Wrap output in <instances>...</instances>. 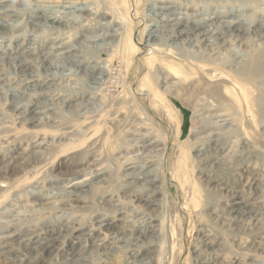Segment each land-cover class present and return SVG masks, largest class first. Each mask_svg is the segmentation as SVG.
Segmentation results:
<instances>
[{"label": "rangeland", "instance_id": "1", "mask_svg": "<svg viewBox=\"0 0 264 264\" xmlns=\"http://www.w3.org/2000/svg\"><path fill=\"white\" fill-rule=\"evenodd\" d=\"M239 6L252 22L236 19ZM0 9V264H264V106L231 95L213 110L198 84L163 86L167 49L208 55L214 46L206 57L227 72L238 54L262 50L264 0H1ZM177 23L198 29L191 38L210 29L213 46L149 40L151 25ZM200 148L209 150L201 158ZM139 165L155 185L131 184L126 172ZM240 200L255 214L241 219Z\"/></svg>", "mask_w": 264, "mask_h": 264}, {"label": "bare ground", "instance_id": "2", "mask_svg": "<svg viewBox=\"0 0 264 264\" xmlns=\"http://www.w3.org/2000/svg\"><path fill=\"white\" fill-rule=\"evenodd\" d=\"M1 1V0H0ZM5 5V4H4ZM7 5V4H6ZM23 5V4H22ZM158 5V4H157ZM24 6V5H23ZM22 6V7H23ZM7 7V6H6ZM17 7V6H16ZM211 7V6H210ZM215 7V6H214ZM212 7V9L214 8ZM5 8V7H4ZM70 8V7H69ZM77 8V7H75ZM74 8V9H75ZM9 9V8H8ZM160 9H165V10H168V11H172V7L171 6H168L166 4H162L160 6ZM217 9L216 8V12H217ZM232 9H234L232 7ZM1 10V9H0ZM20 10V9H19ZM150 10V9H149ZM238 13L235 15L236 19L237 18H241V17H246L247 21L249 22H252V17L251 19L248 18V13L246 12V7H243V6H239L238 7ZM16 11V10H15ZM14 11V12H15ZM176 11V10H175ZM212 11V10H211ZM153 12V10H152ZM224 12V11H223ZM229 12V11H228ZM13 13V12H12ZM55 13V12H53ZM52 13V14H53ZM177 13V12H176ZM188 13V12H187ZM222 13V12H221ZM44 14V13H43ZM48 14V13H47ZM51 14V13H50ZM159 14V12H158ZM202 14V13H201ZM217 14V13H216ZM228 14V13H227ZM253 14V13H252ZM250 14V15H252ZM57 15V14H56ZM87 15V14H86ZM47 16V15H46ZM44 16V17H46ZM155 16V15H154ZM158 16V15H156ZM163 16V15H162ZM196 16V15H195ZM253 16V15H252ZM43 17V16H42ZM54 17V16H53ZM56 17V16H55ZM54 17V18H55ZM184 17V16H183ZM192 17V16H191ZM233 17V16H232ZM230 17V18H232ZM234 17V18H235ZM260 17V16H259ZM58 18V17H57ZM74 18V17H73ZM172 18V17H171ZM170 17L168 18H162L161 22H167L166 24H164L163 26H168V23L172 22L173 19H171ZM262 18V17H261ZM186 19V18H185ZM192 19V18H191ZM204 19V18H203ZM244 19V18H242ZM260 19V18H259ZM33 20V19H32ZM178 20V19H177ZM184 20V19H183ZM182 20V21H183ZM195 20V19H194ZM199 20V19H198ZM205 20V19H204ZM209 20V19H208ZM214 20V19H213ZM225 20V19H224ZM232 20V19H231ZM261 20V19H260ZM3 21V20H2ZM48 21V20H47ZM143 21V20H142ZM190 21V20H189ZM192 21V20H191ZM226 21V20H225ZM224 21V22H225ZM257 21V20H256ZM29 22V21H28ZM58 22V21H57ZM164 22V23H165ZM216 22V21H215ZM223 22V21H221ZM239 22V21H238ZM261 22V21H260ZM45 23V22H44ZM49 23V22H47ZM194 23V22H193ZM237 24V23H236ZM246 24V22H245ZM253 24V23H252ZM256 24V23H254ZM1 25V24H0ZM34 25V24H33ZM53 25V24H52ZM196 25V24H195ZM225 25V24H224ZM151 29L149 31V40H151L155 45H156V48L158 49H161V47H159L160 45H164V43H162V39L165 37V34L167 35H173L175 34V37H178L177 39H175L174 42H172L171 44L172 45H175V43H180L182 41H186L187 38H188V43H194L196 44L197 42L199 44L202 45L205 44L207 46H210L212 45V39L213 38V34L210 33V29L209 31H206V30H200L199 33L197 34H194V37L191 38L190 37V30L191 29H194V32L195 30H198L196 29L195 27L193 26H189L187 23H177L175 26H176V30H174L175 28H172L173 24L169 25L171 27H168V28H159L158 25H151ZM219 26V24L217 25ZM223 26V25H222ZM220 26V27H222ZM231 26V25H230ZM233 26V25H232ZM248 26V25H247ZM259 26V25H258ZM10 27V26H9ZM54 27V26H53ZM197 27V26H196ZM219 27V28H220ZM246 27V26H245ZM244 27V28H245ZM250 27V26H249ZM6 28V27H5ZM4 28V29H5ZM198 28V27H197ZM212 28V27H211ZM230 28V27H229ZM251 28V27H250ZM264 28V27H263ZM234 29L237 31V32H241L242 28L239 27L238 25H236V27H234ZM249 29V28H248ZM172 31H175L174 33ZM212 31V30H211ZM230 31V30H229ZM247 31V30H246ZM4 32V31H2ZM172 32V33H171ZM213 32V31H212ZM219 32V31H217ZM232 32V30H231ZM170 33V34H169ZM216 33V32H215ZM233 33V32H232ZM261 33V32H260ZM193 34V33H192ZM18 35V34H17ZM101 35V34H100ZM98 35V36H100ZM148 35V34H147ZM223 35V34H222ZM227 35V34H226ZM254 35V34H253ZM217 36V35H216ZM230 36V35H229ZM241 36V35H240ZM261 36V35H260ZM101 37V36H100ZM231 37V36H230ZM255 37V36H254ZM17 38V37H16ZM116 38V37H115ZM221 38V37H220ZM229 38V37H228ZM233 38V37H232ZM231 38V39H232ZM247 38V37H246ZM216 39V38H215ZM222 39V38H221ZM258 39V38H256ZM255 39V40H256ZM118 40V39H117ZM226 40V39H225ZM254 40V39H253ZM93 41V40H92ZM115 41V40H114ZM233 41V40H231ZM238 41V40H237ZM264 41V40H263ZM103 42V41H102ZM116 42V41H115ZM244 42V41H243ZM257 42V41H256ZM219 43V42H218ZM228 44L225 42H223V44ZM242 43V42H241ZM259 43V42H258ZM261 43V42H260ZM19 44V43H18ZM60 44V43H59ZM183 44V43H182ZM221 44V43H219ZM100 45V44H99ZM98 45V46H99ZM158 45V46H157ZM169 45V44H168ZM186 45V44H185ZM234 45V44H232ZM237 45V44H236ZM259 45V44H257ZM261 45V44H260ZM17 46V45H16ZM80 46V45H79ZM83 46V45H81ZM170 46V45H169ZM188 46V45H187ZM203 46V45H202ZM206 46V47H207ZM213 46V45H212ZM223 46V45H222ZM238 46V45H237ZM251 46V45H250ZM253 46V45H252ZM255 46V45H254ZM31 47V46H30ZM54 47V46H53ZM85 47V46H84ZM122 47V46H121ZM181 47V46H180ZM189 47V46H188ZM214 47V46H213ZM213 47H211L209 50L210 52L213 51ZM216 47V46H215ZM230 47V46H229ZM239 47V46H238ZM88 48V47H87ZM95 48V47H94ZM93 48V49H94ZM133 48V47H132ZM179 48V47H178ZM191 48V47H190ZM220 48V47H219ZM228 48V47H227ZM234 48V47H232ZM248 48V47H247ZM68 49V48H67ZM81 49V48H80ZM86 49V48H85ZM91 49V48H90ZM174 49V48H173ZM192 49V48H191ZM198 49V48H197ZM204 49V47L202 48ZM249 49V48H248ZM259 49V48H257ZM262 50L256 52L255 50V54H250L246 57V59L243 57V59L241 60H237L239 56V54L237 56H235L233 58V62H231V70L230 71H220L221 69L219 68H214V66H212L210 64V60L208 57L210 52L208 53V55H205V53L202 51V52H188V51H181V49L177 51H175L176 53H173L171 54V52L173 51L171 48L170 49H167L168 51V56L170 57V59L168 60V62L166 61L165 64H164V60L162 61L164 64V66L166 68H168L169 70V73L170 75H167L165 77V80H163V86L169 82V79L168 78H173V79H178V78H182L183 80L185 81H190L191 83H194L193 85L195 86V84H198L200 85V88L202 89V92L205 94V97H207L208 101L211 103L210 105H212V109L213 110H218L219 109V106L222 104L221 102L223 101H226L229 99V97H231V95H235V96H241L244 101H245V105H247V107L253 105V106H256L257 108H261L264 106V91H259L255 84L256 83H261V84H264V47L261 48ZM106 50V49H104ZM189 50V49H188ZM199 50V49H198ZM217 50V49H216ZM222 50V49H221ZM226 50V49H225ZM191 51V50H190ZM237 51V50H236ZM80 52V51H79ZM183 52V53H182ZM219 52V51H218ZM221 52V51H220ZM226 52V51H225ZM239 52V51H238ZM56 53V52H55ZM213 53V52H212ZM227 53V52H226ZM72 54V53H71ZM77 54V53H76ZM224 55V53H222ZM221 54V55H222ZM21 55V54H20ZM17 56V55H16ZM15 56V57H16ZM87 56V55H86ZM227 56V55H226ZM245 56V55H244ZM14 57V56H13ZM216 57V56H215ZM12 58V57H11ZM61 58V56H60ZM63 58V57H62ZM211 58V57H210ZM220 58H223L222 56ZM56 59V58H55ZM151 59V58H150ZM148 59V60H150ZM214 60V59H213ZM224 60V59H222ZM122 61V60H121ZM219 61V60H218ZM225 61V60H224ZM231 61V60H230ZM13 62V61H12ZM23 62V61H22ZM51 62V61H50ZM56 62V61H54ZM76 62V61H75ZM83 62V61H82ZM213 62V61H212ZM215 62V61H214ZM9 63V62H8ZM81 63V62H79ZM219 63V62H218ZM226 63H228L226 61ZM22 64V63H21ZM74 64V62H73ZM89 64V63H88ZM221 64V62H220ZM222 64H225V62H223ZM221 64V65H222ZM18 65V64H17ZM54 65L56 66V64L54 63ZM30 66V65H29ZM87 66V65H86ZM93 66V65H92ZM212 66V67H211ZM48 67V66H47ZM73 67V66H72ZM84 67V66H82ZM95 67V66H94ZM99 67V66H98ZM33 68V67H32ZM57 68V67H56ZM88 68V67H87ZM186 68H188L189 70L191 71H188ZM26 69V68H25ZM52 69V68H51ZM186 69V70H185ZM29 70V69H28ZM68 70V69H67ZM77 70H79L77 68ZM81 70V69H80ZM89 70V69H88ZM158 70V69H157ZM44 71V70H43ZM66 71V70H65ZM162 71V70H161ZM166 71V70H165ZM14 72V71H13ZM20 72V71H19ZM81 72V71H80ZM158 72V71H157ZM22 73V72H21ZM84 73V72H83ZM195 73V74H194ZM17 75V74H16ZM194 75V76H192ZM31 76V75H30ZM89 76V75H88ZM91 76V75H90ZM95 76V75H94ZM35 77V76H34ZM92 78V77H91ZM25 80V79H24ZM24 82V81H23ZM171 82V81H170ZM4 83V82H3ZM35 83V82H34ZM52 84V83H51ZM170 84V83H169ZM2 85V84H1ZM93 85V84H92ZM96 85V84H95ZM160 85V84H159ZM3 86V85H2ZM1 86V87H2ZM5 86V85H4ZM11 86V85H10ZM158 86V85H157ZM6 87V86H5ZM28 87V85H27ZM145 87V86H144ZM161 87H162V84H161ZM166 87V86H165ZM192 87V86H191ZM17 88V87H16ZM46 87H44L45 89ZM61 88V87H59ZM148 88V87H147ZM8 89V88H7ZM20 89V88H19ZM40 89V88H39ZM42 89V88H41ZM180 89V88H179ZM22 90V89H21ZM173 90V89H172ZM188 90V89H187ZM262 90V89H261ZM28 91V90H27ZM189 91V90H188ZM199 91V90H198ZM30 92V91H29ZM165 92V91H164ZM197 92V91H196ZM200 92V91H199ZM254 92H257L258 93V97L256 96V98H254L253 96V93ZM145 93V92H144ZM148 93V92H147ZM194 93V92H193ZM20 94V93H19ZM27 94V93H25ZM18 95V94H17ZM80 95V94H79ZM173 95V94H172ZM2 96V95H0ZM24 96V95H22ZM48 96V95H47ZM92 96V95H90ZM80 97V96H79ZM13 98V97H12ZM27 98V97H26ZM78 98V96H77ZM236 99V98H235ZM74 100V99H73ZM206 100V99H205ZM204 100V101H205ZM242 100V99H240ZM28 101V100H27ZM16 102V101H15ZM79 102V101H77ZM122 102V101H121ZM200 102V101H199ZM62 103V101H61ZM198 103V102H197ZM123 104V103H122ZM156 104V103H155ZM226 105V104H224ZM244 105V106H245ZM62 106V105H61ZM167 106V105H166ZM28 107V106H27ZM123 107V106H122ZM225 107V106H224ZM235 107H236V104H235ZM65 108V107H64ZM68 109V108H67ZM225 109V108H223ZM230 107L228 108V111L230 112ZM239 109V108H238ZM263 109V108H262ZM261 109V110H262ZM34 110V109H33ZM36 110V108H35ZM201 110V109H200ZM222 111V110H221ZM227 111V110H226ZM236 111V110H235ZM35 112H38V111H35ZM225 112V111H223ZM232 112V111H231ZM234 112V111H233ZM197 113V111H196ZM250 113V112H249ZM201 114V113H200ZM232 114V113H231ZM245 114V113H244ZM30 115V114H29ZM37 115V114H36ZM16 116V115H15ZM83 116V115H82ZM215 118H218L220 119V121L222 122H225L227 119H224V114H219L218 112H216L214 114ZM213 116V117H214ZM26 118V117H25ZM29 117H27L26 119H28ZM58 118V117H57ZM230 118V117H229ZM243 118V117H242ZM254 118V117H253ZM30 120V119H29ZM244 120V119H243ZM240 121V120H239ZM246 121V120H245ZM34 122V121H33ZM217 122V121H216ZM215 123V122H214ZM261 123V122H260ZM130 124V123H129ZM216 124V123H215ZM225 125V124H224ZM229 125V124H228ZM53 126V125H52ZM232 126V125H231ZM180 127V125L178 126V128ZM247 127V126H246ZM209 129V128H208ZM244 129V128H243ZM180 130V128L178 129ZM210 130V129H209ZM212 130V129H211ZM237 130V129H236ZM249 130V129H248ZM209 132V131H208ZM263 132V131H262ZM261 132V133H262ZM205 133V132H204ZM215 133V132H213ZM212 133V134H213ZM211 134V133H209ZM216 134V133H215ZM218 134V133H217ZM229 134V133H228ZM264 134V133H263ZM213 136V135H212ZM218 136V135H217ZM221 136V135H220ZM241 136V135H240ZM251 136V135H250ZM205 137V136H204ZM210 137V136H209ZM252 138V137H251ZM61 139V138H60ZM195 139V138H194ZM199 139V138H197ZM203 139V138H202ZM222 139V137H221ZM236 139V138H235ZM31 140V139H30ZM206 140V139H205ZM249 140V139H248ZM253 140V139H252ZM128 141V140H127ZM150 142V141H149ZM247 142H250V141H247ZM153 143V142H152ZM251 143V142H250ZM255 143V142H254ZM201 146V145H200ZM223 146V145H222ZM254 146V145H252ZM197 147V146H196ZM256 147V146H255ZM217 148V147H216ZM249 149V148H248ZM5 150V149H4ZM160 150V149H159ZM209 151V150H208ZM207 151V152H208ZM222 151V147L218 148V151L217 152H220ZM252 151V150H251ZM261 151V150H260ZM56 152V151H55ZM206 150L203 149V148H200L198 149V154L196 155L197 157L201 158L200 156H206L207 154ZM215 152V151H214ZM239 153V152H238ZM241 153V152H240ZM255 153V152H254ZM253 153V154H254ZM212 154V153H211ZM209 154V155H211ZM216 154V153H215ZM225 154V153H224ZM224 154L222 156H224ZM126 155V153H125ZM257 155V154H256ZM255 156V155H254ZM125 157V156H124ZM196 157V158H197ZM221 157V156H220ZM220 157H217L216 156V159L214 158L212 161L217 163V164H220L221 163V159L223 158H220ZM226 157V156H225ZM246 157V156H245ZM253 157V156H252ZM13 158V157H12ZM250 158V157H249ZM255 158V157H254ZM204 159V158H203ZM246 159V158H245ZM251 159V158H250ZM253 159V158H252ZM70 160V159H69ZM249 160V159H248ZM259 160V159H257ZM223 161V160H222ZM242 161V160H241ZM240 161V162H241ZM250 161V160H249ZM255 161V160H253ZM65 162V161H64ZM132 162V161H131ZM130 162V163H131ZM203 162V161H202ZM232 162V161H231ZM204 163V162H203ZM10 164V163H9ZM74 164V163H73ZM151 164V162H150ZM29 165V164H28ZM135 165V164H134ZM208 165V164H207ZM229 165V164H228ZM19 166V165H18ZM129 166V165H128ZM214 166V164H213ZM224 166V165H223ZM238 166V165H237ZM146 167V166H145ZM143 166H140L139 167H130L128 169V172H126V176H131L132 178V182L131 184L133 183H138V184H143V182H146V183H156L157 182V178L155 176L152 175V169L148 170L147 168H145ZM152 167V166H151ZM201 167V166H200ZM219 167V165H218ZM63 168V167H62ZM221 168V167H220ZM240 168V167H239ZM247 168V167H246ZM251 168V167H250ZM206 169V167H205ZM210 169V167H209ZM215 169V168H214ZM248 169V168H247ZM16 171V170H15ZM81 171V170H80ZM155 171V170H154ZM204 171V170H203ZM248 171V170H247ZM79 172V171H78ZM77 172V175H79V173ZM108 172V171H107ZM156 172V171H155ZM244 173V172H243ZM242 173V174H243ZM250 173V172H249ZM248 173V174H249ZM13 174V173H12ZM31 174V173H30ZM102 174V173H101ZM99 176V175H98ZM244 176V175H243ZM78 177V176H77ZM80 177V176H79ZM109 177V176H108ZM218 178V177H217ZM87 179V178H86ZM106 179V178H105ZM128 179V178H127ZM130 179V178H129ZM88 180V179H87ZM82 181V182H74L73 184L71 183V186H70V189H69V192H73L75 193L76 191L78 190H85L90 183H88L89 181ZM110 180V179H109ZM203 180V179H202ZM201 180V181H202ZM207 181V180H206ZM210 181V179H209ZM128 182V181H127ZM212 182H216L218 185L220 183V181L216 178H213ZM227 182V181H226ZM204 183V182H203ZM151 184V185H152ZM210 184V183H209ZM223 184V183H222ZM155 185V184H154ZM133 186V185H132ZM207 186V185H206ZM219 186V185H218ZM218 186H214L215 189L218 188ZM255 186V185H254ZM139 187V186H138ZM141 187V186H140ZM2 188V187H1ZM142 189V188H141ZM140 189V190H141ZM214 189V190H215ZM224 189V188H223ZM62 190V189H61ZM89 190V189H87ZM1 191V190H0ZM210 191V190H209ZM36 192V191H35ZM228 192V191H227ZM32 193V192H31ZM78 193V192H76ZM138 193V192H137ZM146 193H147V190H146ZM222 193V192H221ZM240 193V192H238ZM149 194V193H148ZM259 194V193H258ZM140 195V194H139ZM104 196V195H103ZM155 196V195H154ZM32 197V196H31ZM70 197V196H69ZM259 197V196H258ZM35 198V197H34ZM76 198V197H75ZM141 198V197H140ZM239 198V197H237ZM69 199V198H68ZM67 199V200H68ZM224 199V198H223ZM243 199V198H242ZM75 200V199H74ZM109 200V199H107ZM137 200V199H136ZM135 200V201H136ZM157 200L158 199H150V203H157ZM244 200V199H243ZM243 200H240V201H236V202H233L234 203V206H233V211L236 212L237 215H239L242 219V217H244V215H249L251 216V214H255L254 211H253V208H250L248 207V204L245 203ZM250 200V199H249ZM148 201V202H149ZM223 201V200H222ZM254 201V200H253ZM78 202V201H77ZM145 202V201H144ZM229 202V201H228ZM40 203V202H38ZM44 203V202H42ZM48 203V202H47ZM65 203V202H64ZM63 203V204H64ZM141 203V201H140ZM149 203V204H150ZM232 203V202H231ZM255 203V202H254ZM23 204V203H22ZM36 204V203H35ZM46 204V203H44ZM68 204V203H67ZM71 204V203H70ZM258 204V203H257ZM256 204V205H257ZM41 205V204H40ZM47 205V204H46ZM45 205V206H46ZM45 206L43 208H45ZM88 206V205H87ZM261 206V205H260ZM147 207V206H146ZM228 207V206H226ZM148 208V207H147ZM258 209V208H257ZM262 209V208H261ZM228 211V210H227ZM232 211V210H231ZM230 211V212H231ZM28 213V212H26ZM155 213V212H154ZM211 213V212H210ZM227 213V212H225ZM257 214V213H256ZM143 215V214H142ZM209 215V214H208ZM213 215V214H212ZM17 216V215H16ZM125 217V215L123 216ZM214 217V215H213ZM235 217V216H234ZM252 217H255V216H252ZM129 218V217H128ZM250 218V217H249ZM261 218V217H260ZM127 219V218H126ZM220 219V218H219ZM224 220V219H223ZM229 220V219H228ZM247 220V219H245ZM255 224H258L259 221L261 219H259V217H255ZM98 221V220H97ZM101 221V220H100ZM99 221V222H100ZM106 221V220H105ZM215 222V221H214ZM112 223L113 221H106L105 223H103V226L105 227V229H109L111 226H112ZM252 223V222H251ZM222 224V223H221ZM102 224H100L101 226ZM239 225V224H238ZM120 226V225H119ZM128 226V225H127ZM234 226V225H233ZM252 226V225H251ZM118 227V226H117ZM232 227V226H231ZM245 227V226H244ZM261 227V226H260ZM102 228V227H101ZM124 228V227H123ZM65 230L67 228H64ZM244 229V228H243ZM255 229V228H254ZM253 229V230H254ZM64 230V231H65ZM121 230V229H120ZM125 230V229H124ZM139 230V228H138ZM149 230V229H148ZM153 230V229H152ZM227 230V229H226ZM233 230V229H231ZM69 231V230H68ZM142 231V230H141ZM46 232V231H45ZM51 232V231H50ZM62 232V231H61ZM124 232V231H123ZM234 232V231H233ZM238 232V231H237ZM250 232V231H249ZM68 233V232H67ZM142 233V232H141ZM235 233V232H234ZM19 234V233H18ZM52 234V233H51ZM249 234V233H248ZM47 235V233H46ZM45 235V236H46ZM77 235V234H76ZM114 235V234H113ZM132 235V234H131ZM147 235V234H146ZM49 236V235H48ZM59 236V235H58ZM79 236V235H78ZM76 236V237H78ZM148 236V235H147ZM204 236V235H203ZM50 237V236H49ZM82 237H83V234H82ZM97 237V236H96ZM7 238V237H6ZM47 238V237H46ZM52 238V237H51ZM34 240V239H33ZM209 240V239H208ZM218 240V239H217ZM251 240V239H250ZM254 240V239H253ZM36 241V240H35ZM43 241V240H42ZM137 241V240H136ZM146 241V240H145ZM150 241V239H149ZM239 241V240H238ZM133 242V241H132ZM131 242V243H132ZM208 242V241H207ZM135 243V242H134ZM133 243V244H134ZM163 243V242H162ZM206 243V242H205ZM32 244V243H31ZM167 244V243H166ZM242 244V243H241ZM240 244V245H241ZM34 245V244H33ZM38 245V243H37ZM42 245V244H41ZM239 245V246H240ZM4 246V245H3ZM40 246V245H39ZM52 244L51 243H46L45 244V247L49 250L51 249L52 247ZM32 247V245H31ZM206 247V246H205ZM210 247V246H209ZM221 247V246H220ZM247 247V246H246ZM132 248V247H131ZM130 248V249H131ZM208 248V247H207ZM250 248V247H249ZM262 248L264 249V245L262 246ZM206 249V248H205ZM215 249V248H214ZM213 249V250H214ZM221 249V248H220ZM251 249V248H250ZM72 250V248H71ZM89 250V249H88ZM261 250V249H260ZM91 251V250H90ZM146 251V250H145ZM259 251V250H258ZM49 252V251H48ZM63 252V251H62ZM255 252V251H253ZM262 252V251H261ZM260 252V253H261ZM35 253V252H34ZM47 253V252H46ZM77 253V252H76ZM89 253V252H88ZM115 253V252H114ZM121 253V252H120ZM143 253V252H142ZM217 253V252H216ZM1 254V253H0ZM118 254V253H117ZM144 254V253H143ZM134 255V254H133ZM87 256V255H85ZM143 256V255H142ZM148 257V256H147ZM79 258V257H77ZM133 258V257H132ZM87 259V258H85ZM113 259V258H112ZM31 260V259H30ZM34 260V259H33ZM74 260V259H73ZM83 260V259H82ZM41 261V260H40ZM84 261V260H83ZM218 261V260H217ZM35 262V261H34ZM42 262V261H41ZM85 262V261H84ZM83 262V263H84ZM202 262V260H201ZM203 262H205L203 260ZM213 262V261H212ZM223 262V261H222ZM225 262V261H224ZM81 263V262H80ZM81 263V264H83ZM87 264V262H85ZM127 263V262H126ZM211 263V262H210ZM253 263V262H252ZM89 264V263H88ZM219 264V263H218Z\"/></svg>", "mask_w": 264, "mask_h": 264}]
</instances>
